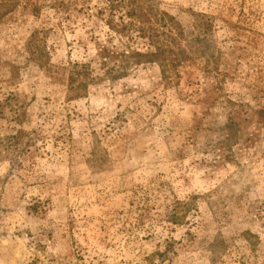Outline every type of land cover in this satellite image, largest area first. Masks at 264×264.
I'll use <instances>...</instances> for the list:
<instances>
[{
	"label": "rangeland",
	"instance_id": "1",
	"mask_svg": "<svg viewBox=\"0 0 264 264\" xmlns=\"http://www.w3.org/2000/svg\"><path fill=\"white\" fill-rule=\"evenodd\" d=\"M115 1L3 8L0 264H264V0H150L207 35L177 84Z\"/></svg>",
	"mask_w": 264,
	"mask_h": 264
},
{
	"label": "trees",
	"instance_id": "2",
	"mask_svg": "<svg viewBox=\"0 0 264 264\" xmlns=\"http://www.w3.org/2000/svg\"><path fill=\"white\" fill-rule=\"evenodd\" d=\"M19 0H6L0 4V17L3 14V8L7 6L13 7V4ZM8 8V7H7ZM5 9V11L7 10ZM122 12L117 19H114L115 11ZM106 23L110 30L121 38H125L126 42L131 39L141 38L147 44V51L141 52L131 48L129 43L125 44L126 53L122 54L127 59L123 71L127 69L128 64H138L141 58L146 61L154 62L158 65L161 77L167 84H177L180 77L178 68L187 60L202 58L204 51V43L207 41V35H198L193 42L184 38L182 26L164 10L157 8L150 0H118L110 5L109 15ZM184 41V44L182 43ZM195 52V57L193 53ZM213 56V55H212ZM207 56V61L212 58ZM101 57H105L101 55ZM207 65L202 66L205 73H209ZM83 76L85 73L82 74ZM79 73L71 74L70 83L75 84L76 96L86 90V82L78 79ZM213 85H203L190 91V99L207 102L210 96L214 94L218 87ZM215 88V89H214ZM80 92V93H79Z\"/></svg>",
	"mask_w": 264,
	"mask_h": 264
}]
</instances>
